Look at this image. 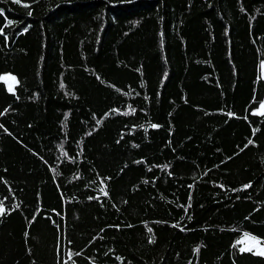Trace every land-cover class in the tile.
Here are the masks:
<instances>
[{
  "label": "trees",
  "instance_id": "trees-1",
  "mask_svg": "<svg viewBox=\"0 0 264 264\" xmlns=\"http://www.w3.org/2000/svg\"><path fill=\"white\" fill-rule=\"evenodd\" d=\"M263 60L264 0H0V264H264Z\"/></svg>",
  "mask_w": 264,
  "mask_h": 264
},
{
  "label": "rangeland",
  "instance_id": "rangeland-1",
  "mask_svg": "<svg viewBox=\"0 0 264 264\" xmlns=\"http://www.w3.org/2000/svg\"><path fill=\"white\" fill-rule=\"evenodd\" d=\"M261 73L264 76V60L261 62ZM3 77L6 78L4 80L6 81L8 89L14 90L17 80L16 75L11 72H6L3 74ZM11 77H15V80H12ZM261 104H264V101ZM258 109L261 110L260 106ZM241 241L243 247H246L248 249L251 248L257 252L264 250V241H262L258 236L245 234L242 236Z\"/></svg>",
  "mask_w": 264,
  "mask_h": 264
},
{
  "label": "snow or ice",
  "instance_id": "snow-or-ice-1",
  "mask_svg": "<svg viewBox=\"0 0 264 264\" xmlns=\"http://www.w3.org/2000/svg\"><path fill=\"white\" fill-rule=\"evenodd\" d=\"M15 2L16 3H20V0H15ZM0 79H6L5 77H0ZM11 79L12 80H15V77H11ZM260 109H261V111H259L258 112V114L259 115H261V116H264V104H261L260 105ZM152 127H157L156 125H152ZM246 187H250V185H247ZM103 191V190H102ZM104 195L106 196L107 195V192L105 191L104 192ZM4 212H5V209H4V207H3V205L2 204H0V215H3L4 214ZM149 230V232H151V229H148ZM245 249H241V251H244ZM248 251H251V248H249V249H247ZM197 252L199 251V249H197L196 250ZM256 254H258V255H264V250H262V251H260V252H258V253H256Z\"/></svg>",
  "mask_w": 264,
  "mask_h": 264
}]
</instances>
